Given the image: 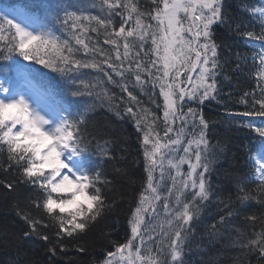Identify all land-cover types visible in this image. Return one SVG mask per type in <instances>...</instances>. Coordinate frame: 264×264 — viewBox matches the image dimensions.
<instances>
[{"label":"snow or ice","instance_id":"1","mask_svg":"<svg viewBox=\"0 0 264 264\" xmlns=\"http://www.w3.org/2000/svg\"><path fill=\"white\" fill-rule=\"evenodd\" d=\"M151 3L153 7L147 11L141 10L139 0H39V3L22 0L0 7V62H3L0 64V155L5 146L7 150V165L0 164V167L7 170L17 166L19 183L38 190L35 199L31 194L29 199L37 209L42 208L48 214L55 237L83 233L106 207H111L97 187L101 172L95 160L97 155L111 157L99 141L93 147L96 138L82 127L95 104L72 111L74 101L69 96L95 94L97 100L108 102L110 110L118 106L112 104L114 97L109 96L106 89L94 92L103 82H91L85 70L102 73L114 84L117 81L111 73L121 81L134 76L142 87L147 81L142 79L141 73L146 72L153 87L159 86L164 102L163 136L155 130V120L148 118L151 115L148 110L126 108L142 133L147 178L129 219L131 235L123 243L110 240L114 251L107 252L102 264H187L184 254L191 251L187 246L195 235L193 223L200 216L201 206L213 195L207 179L213 162L208 159L210 147L204 132L208 123L202 114L199 115L201 131L197 137L196 110L188 108L187 113H183L180 106L186 98L191 102L198 99L200 103L210 96L215 98L218 90L215 77L220 65L211 28L217 23H227L231 27L232 22L226 18L223 0H151ZM97 8L100 12L106 10L107 15H93L91 9ZM243 10L253 19L259 18L260 32H241L242 27L247 29L243 22H235V31L248 41L259 42V50L252 52V61L257 80H264V0L256 5H244ZM113 13L120 16L119 28L114 25ZM147 18L152 23H147ZM101 30L104 44L111 46L109 49L99 47L98 40L93 41L89 35L99 34ZM149 39L151 58L146 62L140 58V52ZM133 49H137L134 57ZM237 59H241L239 54ZM243 59L247 61V57ZM51 73L61 78L62 86L53 84L56 78ZM119 86L127 92L130 101L138 103L127 83ZM245 104L247 110L240 113L241 116L264 118V98L254 100L250 107ZM116 115L120 116L119 111ZM189 117L193 123L192 138L183 144L185 127L175 130L173 125L177 120L187 124ZM245 126L259 138L260 150L249 153V162L252 174L260 183L257 194L252 195V190L246 191L237 178L236 199L241 204L255 200L264 205V119L259 123L249 119ZM173 132L176 139L169 136ZM108 143L107 140L103 142ZM177 147H182L184 153L179 160L170 155ZM185 163L188 165L186 173L181 171ZM16 184L13 180L4 187L14 189ZM160 201H163L164 218L160 220L157 235L162 241L153 252L147 245L152 240L149 233L154 232V228L148 227L147 217L156 215ZM221 202L230 210L208 226L209 240L216 239L222 227H231L229 218L237 214L231 193L226 202ZM55 209L59 210V215L55 214ZM245 218L252 226L259 221L261 230L253 232L254 238H249L245 231L236 228L232 246L258 251L264 259V217L253 214ZM23 219L31 234L40 235L37 226L43 224V220L28 213ZM29 235L24 232V236ZM40 238L49 243L48 251L53 254L57 243L62 249L65 247L59 240L52 243L48 234ZM79 251L85 249L79 248Z\"/></svg>","mask_w":264,"mask_h":264},{"label":"trees","instance_id":"2","mask_svg":"<svg viewBox=\"0 0 264 264\" xmlns=\"http://www.w3.org/2000/svg\"><path fill=\"white\" fill-rule=\"evenodd\" d=\"M31 2L39 3V0H31ZM247 4L256 5L259 4V0H223L224 12L226 18L232 22L231 27L227 23H217L211 28L212 40L217 44V60L220 65L215 77L218 85V90L214 93L215 98L210 96L203 103H200L198 99L195 102L187 101L186 98V102L180 106L183 113H187L188 108L196 110L195 134L197 137L201 131L199 115L202 114L207 121L208 127L204 129V132L210 147L208 159L213 161L207 175L213 195L201 206L200 216L193 223L195 235L191 237L187 246L191 251H186L184 254L187 264H264V259L260 258L258 251L232 246V238L237 235L236 228L245 231L249 238H254L252 233L261 230L259 221L252 226L251 221L245 218L246 216L255 214L258 217H264V205L255 200L241 204L236 199L235 187L236 180L239 178L245 190H252V195H256V189L260 183L252 176L249 162V153H252L258 136L245 126V122L252 119L259 123L261 118L240 115L247 110L245 102L250 107L254 100L264 98V80H257L252 61V52L259 50V42L248 41L246 37L240 36L235 31V22H243L247 24V29L242 27L241 32L245 30L260 32L259 18L253 19L243 10V6ZM139 6L142 11L151 10L153 7L151 0H139ZM91 12L93 15H107L106 10L100 12L98 8L91 9ZM112 18L115 27L119 28L120 16L113 13ZM146 22L152 23L150 18H147ZM89 35L93 41L98 40L99 47L104 49L111 47L104 44L103 30L99 34L89 33ZM150 48L149 39L145 49L140 52V58L146 62L151 58ZM136 51L137 49H133V57ZM145 52L148 53L147 56ZM237 54L241 59H237ZM244 57H247L246 62ZM124 67L127 68L128 64L125 63ZM106 70L111 73L110 69L106 68ZM43 71L50 72L49 69H43ZM85 71L91 82L95 83L97 80L103 82L102 87L96 88L94 92L106 89L108 95L114 97L112 104L118 106L115 110H110L108 102L97 100L95 94L88 96L85 93L82 97L69 96V99L74 101L72 111L82 109L86 104H95V108L87 116L86 124L82 127L91 137L96 138L93 141V147L95 148L96 141H99L103 147L107 148L111 157L99 155L95 157L96 165L101 172V182L97 184V187L101 188L106 204L111 207H106L95 221L89 223L83 233L74 234L73 237H68L66 234L55 237V229L51 226L53 222L48 214L42 208L37 209L29 199L30 194L32 199H35L38 190L31 185L19 183L20 170L17 166L13 165L7 170L0 167V181L3 182L0 183V264H102L107 252L114 251L109 241L123 243L127 236L131 235L129 219L137 206L147 173L142 133L137 130L135 119L126 112V108L130 106L134 111L148 110L151 114L148 118L155 120L157 124L155 130L163 136L164 102L159 96V86L153 87V82L149 80L146 72L141 73L142 79L147 81L142 87L136 83L134 76H128L126 81H121L120 77L111 73L117 81L114 84L109 83L102 73L91 69ZM51 75L56 78L53 84L62 86L61 78L55 73ZM121 83H127L129 91L136 96L138 103L130 101L127 92L119 86ZM116 111H119V117ZM181 126L185 127L186 132L182 143L187 144L193 133L191 117L188 118L187 124L177 120L173 128L178 130ZM169 136L171 139H176L175 132L170 133ZM105 140L109 143L103 144ZM249 144L252 145L251 148L248 147ZM170 155L175 160H179L184 155L183 148L177 147L176 152ZM192 159L194 161V156ZM0 164L7 165L6 146L3 154L0 155ZM165 168H168L166 163ZM181 171L185 173L188 171L187 163L181 165ZM156 178L159 179V172L156 173ZM13 180L17 181L14 189L4 187V184ZM167 183L170 184L171 181L167 180ZM163 192L167 193V187L163 189ZM189 192L191 193L192 190L189 189ZM229 193L237 214L229 218L231 227H222L220 235L214 240H209L206 235L208 226L230 210L221 202L222 200L226 202ZM188 199H191V196H188ZM54 212L56 215L60 214L58 209ZM26 213L43 220L44 223L37 226L40 235L48 234L52 238V243L59 240L65 247L62 249L57 243L55 254L49 252V243L42 240L40 235L31 234L30 227L23 219ZM163 218V201H160L156 215L150 217L148 225L149 228H154V232L149 233L152 240L147 245L153 248V252L156 251L157 243L162 241V237L157 234L160 232L158 224ZM45 225L49 226L45 227ZM24 232H29L30 235L24 236ZM197 245H199L198 248ZM79 248H84L85 251L81 252ZM164 251L166 252L167 249ZM161 259L166 258L161 256Z\"/></svg>","mask_w":264,"mask_h":264}]
</instances>
